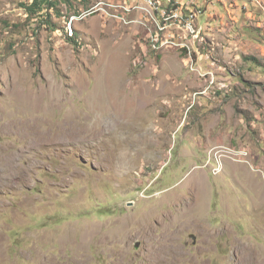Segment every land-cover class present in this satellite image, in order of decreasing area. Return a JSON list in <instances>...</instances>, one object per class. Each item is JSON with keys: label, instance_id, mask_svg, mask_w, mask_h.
<instances>
[{"label": "rangeland", "instance_id": "obj_1", "mask_svg": "<svg viewBox=\"0 0 264 264\" xmlns=\"http://www.w3.org/2000/svg\"><path fill=\"white\" fill-rule=\"evenodd\" d=\"M148 1L0 0V264H264V0Z\"/></svg>", "mask_w": 264, "mask_h": 264}, {"label": "clouds", "instance_id": "obj_2", "mask_svg": "<svg viewBox=\"0 0 264 264\" xmlns=\"http://www.w3.org/2000/svg\"><path fill=\"white\" fill-rule=\"evenodd\" d=\"M98 0H62L60 1V7L61 9L62 8H72V9H69L70 11V16H64L65 19H69V21H73V20H78L82 17H85L87 15H90V14H93V13H96V12H99V14L101 15L102 18H104L105 20L107 21H113V22H117L115 21L114 19H110L107 17V15L105 14V12L103 11H94V12H90V8L92 5H94ZM195 1V6H198V7H201L199 4L196 3V0ZM198 1V0H197ZM204 6V5H203ZM82 8V12H80L79 10H81ZM46 10L43 11V13L45 12ZM74 12V13H73ZM51 13L55 14L53 10H50V15ZM60 16V15H59ZM72 35V34H71ZM73 37V36H71Z\"/></svg>", "mask_w": 264, "mask_h": 264}, {"label": "trees", "instance_id": "obj_3", "mask_svg": "<svg viewBox=\"0 0 264 264\" xmlns=\"http://www.w3.org/2000/svg\"><path fill=\"white\" fill-rule=\"evenodd\" d=\"M29 2L23 3L25 13L28 17L37 16L42 23H50V10H53L55 14L61 15L60 1L62 0H28ZM66 1V0H65ZM69 9H72L69 7ZM46 10L40 16V12ZM73 41V38H69Z\"/></svg>", "mask_w": 264, "mask_h": 264}, {"label": "built area", "instance_id": "obj_4", "mask_svg": "<svg viewBox=\"0 0 264 264\" xmlns=\"http://www.w3.org/2000/svg\"><path fill=\"white\" fill-rule=\"evenodd\" d=\"M126 1H133L135 2V0H121V6L120 7H126ZM153 2V0H151ZM186 1V8L184 9H180V10H184V11H189V12H196L194 11L193 8V3H195L194 0H185ZM170 3H176V0H161V7H162V17H171L172 21L176 19V17H173V15H165V6L170 4ZM130 10V9H128ZM164 38H170L173 39L172 37H164ZM163 39V38H156V41Z\"/></svg>", "mask_w": 264, "mask_h": 264}, {"label": "bare ground", "instance_id": "obj_5", "mask_svg": "<svg viewBox=\"0 0 264 264\" xmlns=\"http://www.w3.org/2000/svg\"><path fill=\"white\" fill-rule=\"evenodd\" d=\"M153 2H154V5H153ZM151 1V0H149L148 1V6L153 10V11H155L157 8H158V6H157V4H156V2L155 1ZM146 6V5H145ZM173 17H177L176 15L175 16H173ZM155 257V256H154Z\"/></svg>", "mask_w": 264, "mask_h": 264}, {"label": "water", "instance_id": "obj_6", "mask_svg": "<svg viewBox=\"0 0 264 264\" xmlns=\"http://www.w3.org/2000/svg\"><path fill=\"white\" fill-rule=\"evenodd\" d=\"M139 244H137L136 246L138 247Z\"/></svg>", "mask_w": 264, "mask_h": 264}]
</instances>
